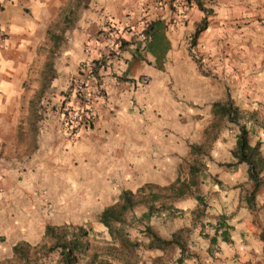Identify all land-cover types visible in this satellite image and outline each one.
<instances>
[{
    "label": "crops",
    "instance_id": "1",
    "mask_svg": "<svg viewBox=\"0 0 264 264\" xmlns=\"http://www.w3.org/2000/svg\"><path fill=\"white\" fill-rule=\"evenodd\" d=\"M105 17L132 28L113 65L119 81L106 67L95 71L88 85L96 116L70 144L54 108L96 55L95 41L89 55L84 45ZM0 30V264H19L12 246L39 243L45 225L83 224L123 189L171 182L213 102L229 99L264 119V0L194 1L183 17L166 0H8ZM251 131L250 144L264 139L261 128ZM216 138L210 158L233 162L217 155L234 143ZM228 168L210 173L221 186L211 187V219L199 223L211 220V234L222 215L229 240L200 239L201 255H213L207 264H264V186L249 209L240 199L246 173L236 175L246 166Z\"/></svg>",
    "mask_w": 264,
    "mask_h": 264
},
{
    "label": "trees",
    "instance_id": "2",
    "mask_svg": "<svg viewBox=\"0 0 264 264\" xmlns=\"http://www.w3.org/2000/svg\"><path fill=\"white\" fill-rule=\"evenodd\" d=\"M200 5V0H195ZM211 115L213 119L223 120L231 127L236 128L234 144L229 151L233 162H225L223 165L230 167L238 163L246 166V176L249 188L240 199L245 202L249 209L254 207V196L256 191L264 186L262 171L264 169V157L260 151L262 141L256 140L253 144L249 142V134L253 128H261L264 133V119L256 117L254 112L245 113L235 106L231 100L216 101L211 104ZM210 129L214 125H211ZM209 128H205L207 134ZM216 138V133L204 138L201 144H191L189 153L193 155L192 161L187 166V175L180 178L178 175L168 184L158 186L152 183H144L134 191L123 189L117 199L103 207L97 215V222L105 229L110 241H104L101 245L90 243L91 231L83 225H45L42 233V241L30 246L26 242H17L12 246L13 255L19 264H30L48 253L57 255V264H138L141 262L137 255L139 247L153 251H159L150 259V264H166L173 250H177L175 262L182 264L185 252L184 243L178 233L174 232L169 238H163L145 226L141 229L144 240H132L125 230L126 217L136 206H144L146 210L142 217H150L156 210V202L166 210H173L170 204L185 196L192 197L197 205L191 212L193 221H197L203 215V197L198 191L200 174L205 168L203 156H208L204 149L210 148L211 142ZM215 184L221 186L216 179ZM222 215L217 216L212 226L213 232L201 234L207 238L209 245L217 243V238L227 242L228 226L222 224ZM115 225V227H113ZM259 239L262 241L264 252V230L260 231Z\"/></svg>",
    "mask_w": 264,
    "mask_h": 264
},
{
    "label": "rangeland",
    "instance_id": "3",
    "mask_svg": "<svg viewBox=\"0 0 264 264\" xmlns=\"http://www.w3.org/2000/svg\"><path fill=\"white\" fill-rule=\"evenodd\" d=\"M211 125H214L212 129H210V127H212ZM206 127L209 128L207 134L204 132ZM228 127L229 126L225 124V121L213 119L211 114L206 115V117L202 116L200 129L194 132L196 137V142L194 144H201L206 136L209 138V136L214 133H216L217 138L222 137V139L226 140V142L231 140V143H234V134L236 133V128L232 127L229 129ZM215 141L217 140L214 139L211 142L209 149L206 147L204 148L208 153V156H203L205 168L199 177L200 183L198 186V191L202 195L204 203L203 208L200 206V209H203V215L200 217V219H206L208 217L211 219L212 217V215L205 213L206 206L208 205L209 201L208 198L210 195H212L211 187L216 181V175L213 176L210 173L216 170H221L220 174L222 175L223 172L228 173L229 171V168L222 164L225 161H213L212 158H210L213 157L211 155L216 151L214 147ZM229 145L227 146V149ZM193 157V155L188 153L179 163L177 175L180 178L186 177L187 166L192 161ZM217 157H230V155L228 152L219 153ZM245 173L246 171L239 170L236 175L238 178H240L241 176H244ZM239 186L243 188L244 191H247L249 188V182L246 181L240 183ZM155 205L158 207H156L154 213L148 218L141 216V214L146 210V208L141 205L136 206L131 212L127 214L125 230H127L129 238L139 241L144 240L141 229L145 226L150 227L152 231L163 238H169L172 233L176 232L183 240L185 248V252L181 260L182 264H207L209 261L208 256L210 255L212 258L213 255L209 253L203 258V255H201L202 247L200 246V242L202 241L200 239L206 240V238H203V235L201 234H210L211 220L206 222V224L199 223L200 219L197 221L192 220L190 211L197 205L195 200L190 196H185L182 199L175 200L170 204V207H174L173 210H166L163 207H160L159 202H156ZM97 211L98 210L96 209L90 210L89 220L86 222L83 221V224H72L83 225L90 229L91 235L89 239L92 245H101L104 243V241H110V237L107 235L105 229L97 222ZM113 227H115V225H113ZM136 250L139 260L141 261L138 264H150L151 257L155 255L153 254L154 252L151 251V254L140 247ZM215 250L216 246L211 248V252H214ZM177 253V250H173L170 259L166 264H178L174 261ZM34 262L37 264H57V255L55 253H48L45 256H39Z\"/></svg>",
    "mask_w": 264,
    "mask_h": 264
},
{
    "label": "built area",
    "instance_id": "4",
    "mask_svg": "<svg viewBox=\"0 0 264 264\" xmlns=\"http://www.w3.org/2000/svg\"><path fill=\"white\" fill-rule=\"evenodd\" d=\"M8 0H0V10ZM195 0H166L173 11L183 17L188 8ZM139 30L137 36L145 38L147 36V22L141 17L138 20ZM129 25H119L111 19H102L99 28L88 43L84 45L85 54H90V43L95 41V56L90 57L80 64L79 71L70 77L67 86L61 95V101L55 106V110L61 120L63 138L70 144L77 139L80 131L91 124L96 116L93 106L92 91L88 82L94 77L95 71L100 67H106L114 83H118L117 73L114 63L117 61L122 47L123 33L130 32ZM0 40L3 34L0 30ZM148 81L146 76L136 81L137 86H144Z\"/></svg>",
    "mask_w": 264,
    "mask_h": 264
}]
</instances>
